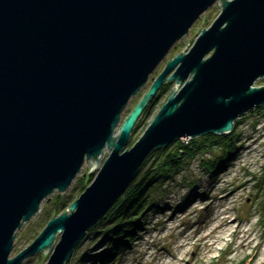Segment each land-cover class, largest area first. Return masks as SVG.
<instances>
[{
	"label": "water",
	"instance_id": "water-1",
	"mask_svg": "<svg viewBox=\"0 0 264 264\" xmlns=\"http://www.w3.org/2000/svg\"><path fill=\"white\" fill-rule=\"evenodd\" d=\"M216 1L217 16L183 50L190 25ZM179 39L184 48L120 122ZM263 75L264 0H0V264H22L52 246L42 264H65L150 151L232 131L238 117L264 104V85H254ZM169 80L167 100L125 147ZM105 146L110 152L92 181L10 255L16 230L42 200L64 191L85 162L97 166Z\"/></svg>",
	"mask_w": 264,
	"mask_h": 264
},
{
	"label": "rangeland",
	"instance_id": "rangeland-1",
	"mask_svg": "<svg viewBox=\"0 0 264 264\" xmlns=\"http://www.w3.org/2000/svg\"><path fill=\"white\" fill-rule=\"evenodd\" d=\"M217 2L190 25L185 40L194 35L185 48L180 39L170 47L148 81L129 99L120 122L149 88L166 60L183 48L187 50L200 30L211 24L221 10ZM261 84L264 85V75L254 82L255 86ZM174 85L175 80L162 84L133 126L125 147L143 133ZM237 122L233 127L236 148L228 158H224L220 142L213 139L204 144L174 171L163 176L162 181L147 185L152 194H147L146 200L152 204L143 212L144 200L139 213L141 223L129 227L132 234L115 236L108 229L112 222H100V217L78 242L67 264H264V104L246 111ZM117 129L118 126L114 133ZM202 135L192 137L199 139ZM102 151L97 166L90 170L92 164L87 166L85 162L64 191H54L42 200L40 209L16 230L11 255L29 244L48 219L65 210L92 181L110 149L105 146ZM158 156L150 155L141 173L151 168ZM212 161L222 163L216 172L210 169ZM139 175L140 169L133 180ZM111 236L123 240L122 246L113 248ZM58 239L59 233L55 241ZM52 249L53 246L45 252H36L22 264H42Z\"/></svg>",
	"mask_w": 264,
	"mask_h": 264
},
{
	"label": "trees",
	"instance_id": "trees-1",
	"mask_svg": "<svg viewBox=\"0 0 264 264\" xmlns=\"http://www.w3.org/2000/svg\"><path fill=\"white\" fill-rule=\"evenodd\" d=\"M150 100L149 102H151ZM149 102L147 105H149ZM146 105V106H147ZM146 107L142 112H144ZM137 123V121H136ZM135 123V124H136ZM234 129L229 133H216V134H206L200 136L199 139L191 137L188 141H182L178 139L170 143L166 147H161L158 149H153L152 152L144 159L142 165L139 167L140 175L135 178V180L127 186L123 194L118 197L116 202L110 206L106 214L100 218V222L109 220L112 222L108 228L115 236H125L130 235L129 227L134 224L141 223L139 217L140 210L142 209V204L146 200L147 194H152L150 188H147L151 182H160L163 179V176H167L171 171H174V168L179 167L185 158H189L194 155L200 148L206 145L209 141L215 140V142H220L223 145L222 152L224 158H228L232 151L235 150L236 146L234 144L235 140L233 138ZM215 137V138H214ZM211 138V139H210ZM174 144V146H171ZM158 155V159L154 161V165L151 168H145L142 173L141 170L144 167L145 162L150 155ZM222 163L218 161H212L209 163L211 171L216 172L217 169L221 167ZM160 180V181H159ZM153 185V184H152ZM151 185V186H152ZM151 201V200H149ZM148 202L146 200V205L144 206L143 212L147 208ZM60 213V212H59ZM132 214L137 216L133 219ZM129 230V231H128ZM112 247L117 248L122 246L123 240L116 239L111 236ZM114 250V249H113ZM106 256V255H105ZM103 256L102 259L105 257ZM107 257V256H106ZM67 264V262H66Z\"/></svg>",
	"mask_w": 264,
	"mask_h": 264
},
{
	"label": "built area",
	"instance_id": "built-area-1",
	"mask_svg": "<svg viewBox=\"0 0 264 264\" xmlns=\"http://www.w3.org/2000/svg\"><path fill=\"white\" fill-rule=\"evenodd\" d=\"M242 116H243V115H241L240 117H238V118L235 120V124H234V125H236V124L238 123L237 121H238L239 119H241Z\"/></svg>",
	"mask_w": 264,
	"mask_h": 264
},
{
	"label": "bare ground",
	"instance_id": "bare-ground-1",
	"mask_svg": "<svg viewBox=\"0 0 264 264\" xmlns=\"http://www.w3.org/2000/svg\"><path fill=\"white\" fill-rule=\"evenodd\" d=\"M11 255V254H10Z\"/></svg>",
	"mask_w": 264,
	"mask_h": 264
}]
</instances>
